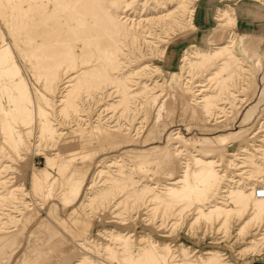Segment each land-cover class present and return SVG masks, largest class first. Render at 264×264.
Masks as SVG:
<instances>
[{
    "label": "rangeland",
    "instance_id": "obj_1",
    "mask_svg": "<svg viewBox=\"0 0 264 264\" xmlns=\"http://www.w3.org/2000/svg\"><path fill=\"white\" fill-rule=\"evenodd\" d=\"M260 184L264 0H0V264H264Z\"/></svg>",
    "mask_w": 264,
    "mask_h": 264
},
{
    "label": "built area",
    "instance_id": "obj_2",
    "mask_svg": "<svg viewBox=\"0 0 264 264\" xmlns=\"http://www.w3.org/2000/svg\"><path fill=\"white\" fill-rule=\"evenodd\" d=\"M254 193L257 197L264 196V184L258 185Z\"/></svg>",
    "mask_w": 264,
    "mask_h": 264
},
{
    "label": "bare ground",
    "instance_id": "obj_3",
    "mask_svg": "<svg viewBox=\"0 0 264 264\" xmlns=\"http://www.w3.org/2000/svg\"><path fill=\"white\" fill-rule=\"evenodd\" d=\"M154 148H155V147H154ZM255 197H256V198H263L264 196H261V197H257V196L255 195Z\"/></svg>",
    "mask_w": 264,
    "mask_h": 264
}]
</instances>
